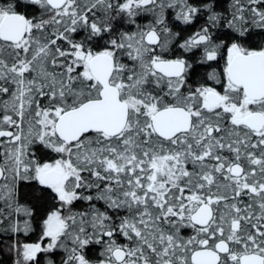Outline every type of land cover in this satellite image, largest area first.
<instances>
[{
  "label": "snow or ice",
  "instance_id": "1",
  "mask_svg": "<svg viewBox=\"0 0 264 264\" xmlns=\"http://www.w3.org/2000/svg\"><path fill=\"white\" fill-rule=\"evenodd\" d=\"M0 252L264 264V0H0Z\"/></svg>",
  "mask_w": 264,
  "mask_h": 264
},
{
  "label": "trees",
  "instance_id": "2",
  "mask_svg": "<svg viewBox=\"0 0 264 264\" xmlns=\"http://www.w3.org/2000/svg\"><path fill=\"white\" fill-rule=\"evenodd\" d=\"M0 264H11V258L6 253L0 252Z\"/></svg>",
  "mask_w": 264,
  "mask_h": 264
}]
</instances>
